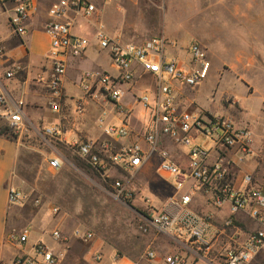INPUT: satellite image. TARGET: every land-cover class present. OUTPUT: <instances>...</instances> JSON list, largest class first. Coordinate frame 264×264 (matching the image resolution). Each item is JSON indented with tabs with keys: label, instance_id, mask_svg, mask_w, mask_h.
<instances>
[{
	"label": "built area",
	"instance_id": "obj_1",
	"mask_svg": "<svg viewBox=\"0 0 264 264\" xmlns=\"http://www.w3.org/2000/svg\"><path fill=\"white\" fill-rule=\"evenodd\" d=\"M7 24L15 35L26 33V23L36 15L33 0H13ZM111 0H55L46 9L40 29L48 37L44 59L48 67L35 78L47 90L48 110L58 113L62 97L61 79L67 57H81L88 39L71 31L77 18L93 17L96 47L106 50L115 73L85 69L79 73V95L75 110L84 102L100 106L94 118L102 138L73 142L75 155L108 181L114 199L127 200L136 190L129 180L113 174H136L144 163L154 158L158 173L168 178V194L156 207L143 198L142 210L136 211L139 233L163 236L167 250L163 254L147 246L139 254L145 264H264V187L252 172L240 167L253 157L252 134L245 123L230 116L207 110L180 109L177 90L192 88L209 70L205 49L195 40L186 46L188 60L163 55L172 42L162 35L147 37L139 43L124 41L120 34L108 35L99 19L101 6ZM180 61V62H179ZM179 62V63H178ZM133 63L150 76V91L133 96ZM184 64L182 66L178 64ZM23 67L5 53L0 38V135L19 136L26 131L21 98H8L2 87L4 80L19 74ZM130 92L133 101L146 114V128L132 132L128 124L130 108L121 99ZM106 107V108H105ZM110 116L111 120H106ZM44 137L63 141L61 127L48 123L41 128ZM202 136L200 142L194 138ZM121 139H123L121 141ZM183 149V150H181ZM49 170H58L62 161L52 155L45 159ZM112 177L110 180L109 178ZM27 194L12 185L6 188V204L21 206ZM38 203V199L34 200ZM55 214L57 207L50 205ZM26 231L16 235V243L25 241ZM51 239L61 243L52 249L35 242L30 253L18 252L11 264H58L66 252L68 238L89 241L93 234L86 228L74 227L70 237L52 229ZM119 258V257H118ZM112 256L110 264L118 259ZM100 254L91 256L93 263ZM130 264H137L131 262Z\"/></svg>",
	"mask_w": 264,
	"mask_h": 264
},
{
	"label": "rangeland",
	"instance_id": "obj_2",
	"mask_svg": "<svg viewBox=\"0 0 264 264\" xmlns=\"http://www.w3.org/2000/svg\"><path fill=\"white\" fill-rule=\"evenodd\" d=\"M99 19L105 33L110 36L119 33L124 41L139 43L147 37L162 35L172 42L170 48L163 49L166 60L175 56L186 62V46L190 40L198 42L197 37L211 44L226 41V53L211 54L213 64L236 54L240 67L228 72L220 69V74L209 69L203 80L187 89L186 95L200 110L228 115L236 123L249 126L253 157L240 167L252 172L264 187V0H111L101 6ZM93 22V17L87 21L77 18L71 28L73 33L86 37L92 46ZM106 65L108 73H115L114 66H108V61ZM89 68L87 55L76 71H67L66 66L64 75L67 72L72 79L66 85L69 94L78 93L80 69ZM152 86L148 79L139 81L131 95L137 96L145 89L150 91ZM121 101L134 117L139 114L147 124L146 114L130 95ZM95 105L97 108L88 104L81 119L90 137L102 138L94 121L100 106ZM106 120L111 117L107 116ZM24 122L26 131L10 139L17 142V151L8 184L28 196L24 204L14 206L22 214L33 215L31 221L29 217L15 220V227L28 234L26 245L38 239L54 246L50 237L52 229L70 237L74 227H82L92 232V239L68 238V251L59 264H110L112 256L120 257L115 264H145L138 258L145 247L151 246L159 254L166 252L163 236L141 234L136 228L135 214L142 210L143 198L148 197L151 206L156 207L169 191V180L158 173L154 158L148 159L133 176L113 174L112 177L129 180L136 190L129 199L117 200L110 194L108 181L81 161L71 147L44 137L42 126L36 121L24 119ZM201 139L198 135L193 140L198 143ZM52 155L62 161L58 170L46 167L45 159ZM35 199L38 203H34ZM50 205L57 207L55 214L50 212ZM53 246L50 247L54 249ZM95 252L101 257L97 263L91 260Z\"/></svg>",
	"mask_w": 264,
	"mask_h": 264
},
{
	"label": "crops",
	"instance_id": "obj_3",
	"mask_svg": "<svg viewBox=\"0 0 264 264\" xmlns=\"http://www.w3.org/2000/svg\"><path fill=\"white\" fill-rule=\"evenodd\" d=\"M33 1L36 6V15L26 23L25 34L15 35L11 32L7 24L8 14L11 7L13 6L14 1L0 0V38L2 39L5 53L7 57L15 62H18L23 67V70L19 74H16L13 78L4 80L2 82L3 91L5 95L12 100L21 98L23 102L21 109L24 119L36 121L37 123L41 124V126H44L48 123H53L60 126L63 137V141H60V143L64 144L65 146H70L73 142L82 141L85 139H96L95 137H90L87 134L84 121L81 119V116L84 114L85 108L88 104L94 105L95 108H97V106L91 103V101H86L80 110H75L74 101L80 93L78 90V93L73 96L67 92V82H71L72 80L69 79L67 72H65V75H63V78L61 79L62 97L59 111L58 113H52L48 110V104L46 102L48 94L47 90L41 82H38L34 78L37 73L44 71L48 67V62L44 59V55L48 49V37L40 29V24L46 19L47 7L55 0ZM197 40L198 43L205 49L206 58L209 62V69H212L213 72L219 73L220 69H224V71L228 72L233 71V69L236 67H240V64L236 62H240V59L237 58L236 54L234 57L231 56L230 58H221L217 65L213 64L211 54L213 52L224 53V51L226 53L228 49V44L225 43L226 41L221 40L220 42L211 44L201 37H197ZM86 55L89 56V69L106 71L105 66H107L106 62L108 61L107 51L100 50L96 47L95 43L92 46L89 44V42L84 54L81 57L66 58L67 71H76V69L80 67V62L86 59ZM173 58L179 60L175 56ZM184 62L185 61H182V63ZM182 63H180V66L183 68L185 65ZM108 66H110L109 61ZM133 68L135 74L133 77L132 88L139 81L144 79L150 80V76L144 72H141L139 66L136 63H133ZM187 89L188 88H180L177 90L176 95L180 99V109L187 111L198 109L195 106L192 98L187 97ZM129 95L130 92H127L125 96ZM133 117L134 116L131 113L128 119V124L132 132L143 131L147 124L143 123L144 120L139 116V114H137L136 117ZM16 151L17 142L0 135V264H11L12 258L16 253H30L31 246L35 242H41L38 239H33L29 245H26L28 236L27 233L25 241L19 243L20 246H18L19 244L15 241L16 235L20 234L22 231L15 227V220L17 218L29 217V220L31 221L33 217L32 214H22L19 209L6 204V188L10 185L8 184V179L14 164ZM53 244L54 246H50H53L54 249L58 248L60 245L56 242ZM68 249H70V247ZM67 251L68 250L66 249V252Z\"/></svg>",
	"mask_w": 264,
	"mask_h": 264
},
{
	"label": "trees",
	"instance_id": "obj_4",
	"mask_svg": "<svg viewBox=\"0 0 264 264\" xmlns=\"http://www.w3.org/2000/svg\"><path fill=\"white\" fill-rule=\"evenodd\" d=\"M0 131H2V130H0ZM7 137V139H14V136H6Z\"/></svg>",
	"mask_w": 264,
	"mask_h": 264
}]
</instances>
